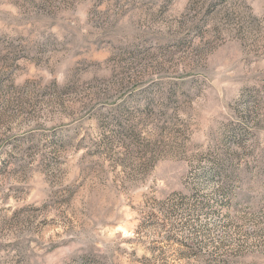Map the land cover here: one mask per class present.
<instances>
[{"label":"rangeland","instance_id":"1","mask_svg":"<svg viewBox=\"0 0 264 264\" xmlns=\"http://www.w3.org/2000/svg\"><path fill=\"white\" fill-rule=\"evenodd\" d=\"M0 264H264V0H0Z\"/></svg>","mask_w":264,"mask_h":264}]
</instances>
